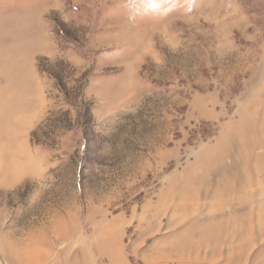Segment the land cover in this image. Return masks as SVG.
<instances>
[{"label":"rangeland","instance_id":"374dc122","mask_svg":"<svg viewBox=\"0 0 264 264\" xmlns=\"http://www.w3.org/2000/svg\"><path fill=\"white\" fill-rule=\"evenodd\" d=\"M122 3L0 0V264H264V0Z\"/></svg>","mask_w":264,"mask_h":264},{"label":"clouds","instance_id":"9594fccd","mask_svg":"<svg viewBox=\"0 0 264 264\" xmlns=\"http://www.w3.org/2000/svg\"><path fill=\"white\" fill-rule=\"evenodd\" d=\"M196 7L197 0H123L122 3L131 23L149 15L165 16L177 9L190 14Z\"/></svg>","mask_w":264,"mask_h":264},{"label":"bare ground","instance_id":"6f19581e","mask_svg":"<svg viewBox=\"0 0 264 264\" xmlns=\"http://www.w3.org/2000/svg\"><path fill=\"white\" fill-rule=\"evenodd\" d=\"M3 67V66H2ZM17 69V68H16ZM17 70H20V69H17ZM7 69L6 68H0V74L1 73H4V74H6L7 72ZM6 72V73H5ZM3 76V75H2ZM1 76V77H2ZM3 77H6V79L8 78H10V76H9V74H7V76H3ZM14 90H15V88H14ZM14 90H12V92L14 91ZM10 90H8V92H9ZM7 92V93H8ZM14 94V93H13ZM12 94H8V97H7V95H6V92L2 89L1 91H0V125H9L10 124V122H9V120H8V116H7V114H8V111L7 110H10L12 107H13V112L15 113H19V111H21V110H23V109H25L26 107V103L25 102H23L22 103V99L19 101V99L21 98V90L17 93V95H16V99H17V101H15L16 102V105L14 104L12 107H10L9 109H8V106L9 105H11L12 103L10 102L11 101V98L12 97H10ZM14 102V103H15ZM6 111H7V113H6ZM10 115V114H9ZM11 121V120H10ZM9 123V124H8ZM0 127H2V126H0ZM262 179H264V178H262V177H260V175H251V176H249V177H245V178H243V181H242V183H241V187L238 189V190H240L241 192H243V191H246V190H248V191H251L252 193H253V191L256 189V192L255 193H257V192H261V191H263L264 190V186L262 185V182H261V180ZM246 193V192H245Z\"/></svg>","mask_w":264,"mask_h":264}]
</instances>
